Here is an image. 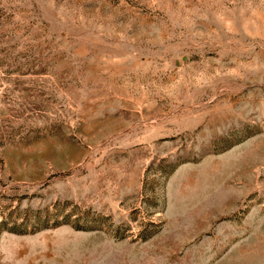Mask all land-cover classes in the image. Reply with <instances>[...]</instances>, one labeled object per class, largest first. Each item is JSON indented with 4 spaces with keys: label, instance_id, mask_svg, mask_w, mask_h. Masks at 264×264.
Instances as JSON below:
<instances>
[{
    "label": "rangeland",
    "instance_id": "obj_1",
    "mask_svg": "<svg viewBox=\"0 0 264 264\" xmlns=\"http://www.w3.org/2000/svg\"><path fill=\"white\" fill-rule=\"evenodd\" d=\"M0 264H264V0H0Z\"/></svg>",
    "mask_w": 264,
    "mask_h": 264
}]
</instances>
